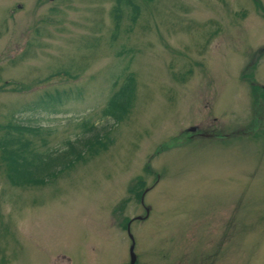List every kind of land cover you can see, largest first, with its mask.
Wrapping results in <instances>:
<instances>
[{
    "label": "rangeland",
    "instance_id": "374dc122",
    "mask_svg": "<svg viewBox=\"0 0 264 264\" xmlns=\"http://www.w3.org/2000/svg\"><path fill=\"white\" fill-rule=\"evenodd\" d=\"M262 85L254 0H0V138L99 134L19 182L0 151V264H264Z\"/></svg>",
    "mask_w": 264,
    "mask_h": 264
},
{
    "label": "trees",
    "instance_id": "16d2710c",
    "mask_svg": "<svg viewBox=\"0 0 264 264\" xmlns=\"http://www.w3.org/2000/svg\"><path fill=\"white\" fill-rule=\"evenodd\" d=\"M120 1L121 0H116L117 3H120ZM127 1L129 2V0H126V2ZM254 2L264 13V7L260 0H254ZM251 85L252 88H255L254 84ZM133 89L132 79L130 76H127L123 83L118 87L117 91L110 96L107 105L102 110V115L111 117L115 121L120 120L131 103ZM253 91L254 89H252V92ZM42 103L46 102L42 100L41 105H44ZM5 127L4 135L0 138L1 159L4 163L5 173L12 182L30 180L33 178V175H43L55 170L59 166L67 163L69 161L68 159L80 154L82 149L98 142L99 140V134L95 132L90 136L77 139L73 142L75 144L68 141L67 149L61 153L35 154L33 152H28L29 141L22 139L24 132H34L35 129L28 126L10 124ZM30 154L35 156L38 160L37 165L33 166V169L26 168V165L28 164L26 159ZM138 186L139 189H141L143 185L140 183Z\"/></svg>",
    "mask_w": 264,
    "mask_h": 264
},
{
    "label": "water",
    "instance_id": "95a60500",
    "mask_svg": "<svg viewBox=\"0 0 264 264\" xmlns=\"http://www.w3.org/2000/svg\"><path fill=\"white\" fill-rule=\"evenodd\" d=\"M263 88H264V86H263ZM126 230L128 231V227L126 228ZM130 239L132 240L131 236H130ZM132 248H133V241H132V244L129 247V260H128V263L127 264H133L134 263V260H135V256H134V254L132 252Z\"/></svg>",
    "mask_w": 264,
    "mask_h": 264
}]
</instances>
